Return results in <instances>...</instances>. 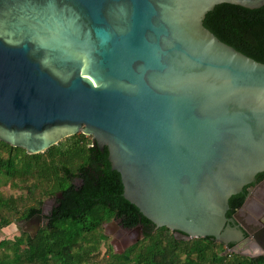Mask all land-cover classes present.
<instances>
[{
	"label": "water",
	"instance_id": "1",
	"mask_svg": "<svg viewBox=\"0 0 264 264\" xmlns=\"http://www.w3.org/2000/svg\"><path fill=\"white\" fill-rule=\"evenodd\" d=\"M221 3L264 0H0V140L91 136L157 228L243 254L227 214L264 172V63L205 26Z\"/></svg>",
	"mask_w": 264,
	"mask_h": 264
},
{
	"label": "trees",
	"instance_id": "2",
	"mask_svg": "<svg viewBox=\"0 0 264 264\" xmlns=\"http://www.w3.org/2000/svg\"><path fill=\"white\" fill-rule=\"evenodd\" d=\"M204 24L225 43L264 63V5L251 9L221 3L207 13ZM0 175L27 191L18 198L0 195V230L16 222L24 199L36 204L31 214L40 211L45 196L62 192L49 223L36 236L0 241V264L92 263L108 239L98 229L116 217L126 227L143 225L144 238L123 252L109 246L108 255L93 264H264V256L223 253L224 244L213 237L186 240L165 226L157 228L123 196L121 174L112 169L108 148L102 151L83 133L36 154L0 140ZM36 190L42 196L34 195ZM245 197V192L231 197L228 215Z\"/></svg>",
	"mask_w": 264,
	"mask_h": 264
},
{
	"label": "flooded vegetation",
	"instance_id": "3",
	"mask_svg": "<svg viewBox=\"0 0 264 264\" xmlns=\"http://www.w3.org/2000/svg\"><path fill=\"white\" fill-rule=\"evenodd\" d=\"M93 142V141H92ZM93 144L96 145L95 142ZM264 172L259 173L256 176V180L244 187V189L241 192L246 193L245 200L250 192H252L251 195H253V199L251 200V203L248 205L247 208L244 210L242 209L243 204L235 209L232 210L230 214L228 215L229 218H232L234 220L233 225L237 226L236 223L240 225H244L254 231L253 235H250L248 232H245V238H243V241L238 242L237 244L231 243L229 244V247L238 246V249L241 253L246 254H239L246 257L251 258H258L261 256H264ZM78 184H81V181L78 182ZM240 192V193H241ZM62 196V192H57L54 195H52L49 200H44L43 203L39 206L40 211H35L30 214L29 211L34 209L36 207V204H27V205H21L19 207V212L17 214L18 219L16 220V223L19 227V232L21 234H25L26 236L34 237L36 234L42 229L46 224L49 223L50 217L53 214L54 208L58 205L57 199ZM231 208V207H230ZM230 211V209H229ZM228 211V212H229ZM42 215L41 217H38V215ZM116 221L119 222L122 228L127 230H134L138 226L143 225L139 224L134 227H126L121 223V218H115ZM106 224L109 223L105 222ZM138 229V228H137ZM140 232V231H139ZM141 234V233H140ZM257 238H256V235ZM144 238V237H143ZM248 238H251L250 240L254 241L253 243H250ZM224 251L226 250L227 245H223Z\"/></svg>",
	"mask_w": 264,
	"mask_h": 264
},
{
	"label": "rangeland",
	"instance_id": "4",
	"mask_svg": "<svg viewBox=\"0 0 264 264\" xmlns=\"http://www.w3.org/2000/svg\"><path fill=\"white\" fill-rule=\"evenodd\" d=\"M91 138V136H89ZM78 183V180H76ZM26 189L20 188V186H15L12 181H8L2 175H0V195L2 193L5 196L13 195L15 197H19L22 193H26ZM36 196H42L39 190L35 191ZM51 196H45L44 200H49ZM33 204L35 203L33 200L24 199L23 204ZM22 205V203H21ZM139 229L127 230L121 227L118 221L115 218H112L109 223H104L101 228L98 229L97 232L104 233L108 239L103 240L100 246V250L97 252L93 258V262L101 261L102 258L108 255L109 246L113 248L116 252H121L126 248L130 247L138 243L141 239H143L142 235L139 232ZM19 227L16 222L11 223L10 225L2 228L0 230V241L4 238H14L15 236H20ZM225 253V251L223 252ZM89 263V264H93Z\"/></svg>",
	"mask_w": 264,
	"mask_h": 264
}]
</instances>
